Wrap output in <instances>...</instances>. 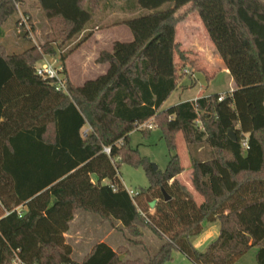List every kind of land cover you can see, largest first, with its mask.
I'll list each match as a JSON object with an SVG mask.
<instances>
[{
    "label": "trees",
    "instance_id": "1",
    "mask_svg": "<svg viewBox=\"0 0 264 264\" xmlns=\"http://www.w3.org/2000/svg\"><path fill=\"white\" fill-rule=\"evenodd\" d=\"M23 1L0 0V30ZM38 1L48 19L64 24L66 39L85 30L101 7L100 0ZM121 10L134 14L116 23L126 25L133 40L101 52L97 62L109 65L104 74L81 86L68 77L70 95L36 73L44 55L57 52L53 44L14 52L0 45V264H13L15 254L28 264H169L176 252L193 264H234L255 246L257 264H264V0H136ZM193 12L236 87L222 101L214 93L164 108L186 75L189 58L176 35ZM15 24L18 30L17 17ZM19 36L30 39L25 29ZM73 50L60 53L65 68ZM152 119L171 151L178 133L190 149H214L207 159L191 151L192 182L202 203L178 178L184 171L179 154L162 172L129 146L130 133ZM246 135L247 150L241 144ZM121 162L146 167L150 185L135 197L124 187ZM79 210L115 225L147 256L123 258L120 252L130 253L126 246L99 242L75 260L65 233ZM205 222H218L219 236L199 250L193 238ZM143 228L162 240L155 253Z\"/></svg>",
    "mask_w": 264,
    "mask_h": 264
},
{
    "label": "rangeland",
    "instance_id": "2",
    "mask_svg": "<svg viewBox=\"0 0 264 264\" xmlns=\"http://www.w3.org/2000/svg\"><path fill=\"white\" fill-rule=\"evenodd\" d=\"M101 8L96 10L94 14V18L89 24L86 26L85 30H83L77 36L66 39L62 34V29L64 24L60 20H50L47 18L46 14L42 11L39 6L38 0H24L21 4L22 11L27 10L29 12V25L32 31L33 36H29L30 39L22 38L19 36V32L17 30L15 21L16 17L19 18V14L17 16L11 17L1 28L0 30V45L5 46L9 52L21 51L24 47L28 46L31 43L43 44L49 42L55 46L56 53L51 56L56 59H60V53L68 51L72 49H79V51L72 56V65L76 66L78 72L81 74V77L87 78H95L97 76V45H96V36L94 35L97 32V26H99L100 30H105L112 26H117L113 28L112 31L108 32V36L114 37L121 34V36H125V32H128L124 25H114L118 22L117 19H121L124 16L121 11L122 5H129L136 0H100ZM112 3L115 7L111 9L113 15L111 18H104V13L109 8L108 4ZM169 5L166 4L163 8H167ZM140 11L146 12V9H141ZM128 17L134 16V14L129 13ZM195 16H199L198 13H194L187 19L185 22H181L178 27V33L180 42L185 46L186 53L189 57V61L185 64L186 67L183 70V73L188 75V77L184 78V82L191 83L192 81H196L195 79H191L189 76H192L195 73V70L202 69L205 71L207 79L210 81L211 77L217 75L219 68L218 64V54L216 52L211 53L208 48V39L205 36V32L203 31L202 24L198 18ZM191 18V19H190ZM118 29V31H117ZM194 29V33L191 30ZM119 33V34H118ZM116 38V37H114ZM120 38V37H118ZM127 40V39H120ZM198 45H200V51L204 54V60L210 62L211 67L204 66V64L195 66L191 65L189 62L193 59H198L201 61L202 59L197 58L201 56L199 50L197 51ZM179 59V58H178ZM84 61H86V69L84 68ZM180 65L182 61L180 60ZM67 69V68H66ZM206 77L202 73H198L197 85H194L189 90H187L181 97L179 95L178 90L174 91L169 100L165 103L164 108L169 107L175 103H178L180 98H192L197 95V93L204 91L206 88ZM232 76L222 77V80L217 81L216 83H221L223 85L216 88L217 91L222 92L224 90L230 89V83H232ZM81 80V79H80ZM234 81V80H233ZM215 82V81H214ZM212 83V82H211ZM74 85H81L83 83H73ZM206 91V90H205ZM208 92V91H207ZM206 92V94H207ZM147 123H153L154 129L149 131L148 133L143 132L142 130L136 128L130 133L129 146L137 151L139 157L146 159L151 162V164H156L158 166V170L165 171L171 155L179 154L182 165L184 166V171L179 175V180L186 185V187L191 191L194 198L198 203H202L204 201V197L195 189L192 182V161H191V151L195 156H198L200 159H207L212 156V149L208 144L197 145L196 147H192L190 149L184 139L182 133L177 134L176 142L177 148L171 151L168 147V143L166 138L164 137V133L161 128H159L158 123L155 119L148 121ZM86 132V130L84 131ZM120 177L124 183V185L133 190L134 192H138L139 190L146 189L150 185V179L146 171V167L143 163L140 164H132L128 162L120 163ZM148 201L150 205L153 207V200L148 197ZM92 217L88 221L89 228H92L93 231L84 233L83 231L78 232L77 226L70 232V236L68 237V241L73 248V258L77 261H82L85 256L92 250L93 246L104 238L103 233L101 232L103 229L107 232L109 228H115V225L110 224L109 226H105L104 228H97V219L101 216L91 214ZM118 223V222H116ZM119 231V229L115 228ZM143 239L147 246L151 247L152 252L155 253L162 240L150 229L143 228ZM203 233V232H202ZM201 233V234H202ZM193 238V240L198 239L199 236ZM125 240L128 239L126 235H124ZM124 239H115V246L119 243L124 242ZM118 248V247H117ZM130 253L127 255L126 253L120 252L122 257H128L131 259L137 257H146L147 253L143 250L141 246H135L130 244L127 247ZM256 247L251 248L242 258H240L237 264H255V251ZM88 252V253H87ZM87 253V254H86ZM169 264H192L182 253L176 252L174 254V259Z\"/></svg>",
    "mask_w": 264,
    "mask_h": 264
},
{
    "label": "crops",
    "instance_id": "3",
    "mask_svg": "<svg viewBox=\"0 0 264 264\" xmlns=\"http://www.w3.org/2000/svg\"><path fill=\"white\" fill-rule=\"evenodd\" d=\"M108 6H109V8L106 10V12L104 13V18H107V19H109V18H111L110 16H112L113 14V12L112 11H110L111 9H114L115 7L113 6V4L112 3H110V4H108ZM190 7V5H187L186 7H184L181 11H180V13H182V12H184V11H186L188 8ZM101 8V7H100ZM122 12H123V14H124V16L123 17H121V19H117L118 21L119 20H123V19H125V18H127L128 16V12H124L123 10H121ZM194 13H198V12H193V13H191L187 18H186V20L185 21H187V19H189V17L191 16V15H193ZM199 14V13H198ZM195 18H198L199 20H200V22H201V24H202V27H203V31L205 32V36H206V38L208 39V48H209V51L211 52V53H213V50H214V52H216V54H218V64H219V68L217 69V71H218V73H217V75H215V76H213V77H211V80L209 81L208 79H207V77H206V74H205V71L204 70H200V69H197V71L195 70V73H193V75L192 76H189L192 80L193 79H195L196 81H192L191 83H186V82H184V78L185 77H188V75H185L183 78H181V80L179 81V86H178V88L175 90V91H177L178 90V92H179V95H180V97L187 91V90H189L191 87H193L194 85H197L198 83H197V81H198V78H197V75H198V73H202L205 77H206V79H207V83H206V88H205V90L204 91H201V92H199V93H197V95L196 96H194V97H192V98H184V99H182V98H180V100L178 101V103H175V104H173V105H177V104H179V103H181V102H183V101H187V100H195V99H197V98H200V97H203V96H210V95H212V94H214V93H219V94H223V93H226V92H228V91H232V90H234L235 89V87H236V83H235V81H233L234 79H233V77H231L232 79V83H230V89L228 90H224V91H222V92H219V91H217L216 90V88H218L219 86H222L223 85V83H222V81H220L221 83H216V80L217 81H219V80H222V77H229V75H231L230 74V72H229V70H228V68H227V66H226V64H225V62H224V60L222 59V57L220 56V54L218 53V51H217V49H216V46L214 45V43H213V41L211 40V38H210V35H209V33H208V31H207V29H206V27H205V25H204V23H203V21H202V19H201V17H200V15L199 16H195ZM191 19V18H190ZM185 21H183V22H185ZM182 22V23H183ZM117 23V22H116ZM181 23V24H182ZM114 25H116V24H114ZM120 25H124V24H120ZM180 25V24H179ZM179 25H178V27H179ZM115 27H117V26H112V27H110V28H107V29H105V30H100V28H99V26H97V32H95L94 33V35L96 36V45H97V56H96V59H98V57L100 56V54H101V52L102 51H112V49H113V44H114V42L115 41H131V40H133V34H132V32H131V30L126 26V25H124V27H126V29L125 30H127L128 32L126 33V31H124L125 32V36L123 37V36H121V34L120 35H118V36H114V37H116V38H114V37H111V36H108L107 34H108V32H110V31H112L113 30V28H115ZM178 27H177V35H176V41L178 42V43H180L181 44V42H180V39H178V37H179V33H178ZM116 29V28H115ZM194 29H192L191 30V32H193L194 33V31H193ZM117 31H118V29H117ZM119 34V33H118ZM118 37H120V38H118ZM127 39V40H120V39ZM81 48L82 47H80V48H77V49H75V50H73V52H71L70 53V55H69V57L67 58V60H66V68H67V74H68V77L70 78V80L73 82V83H85L87 80H89V79H94V78H87V77H84V78H82L81 77V74L78 72V69L76 68V66H73L72 65V56L73 55H75L78 51H79V49L81 50ZM185 48V46L184 45H182L181 44V50L182 51H185L186 52V50L184 49ZM201 47H200V45H198V48H197V51L199 50V52L201 53V56L200 57H197V58H200V59H202L201 61H198V59H193V60H191V61H195L196 62V65L195 66H200V65H198V64H204V66H207V67H211L212 65H210L211 63L210 62H208V61H205L204 60V54H203V52L202 51H200L201 49H200ZM7 51H9V49L7 50ZM186 55H187V53H186ZM187 57H188V55H187ZM179 58V59H178ZM189 58V57H188ZM180 56L178 55V54H176V62L177 63H179L180 62ZM190 60V59H189ZM84 68L86 69V61H84ZM108 68H109V65H108V63H99V62H97V76L96 77H98V76H100V75H102V74H104L107 70H108ZM87 70V69H86ZM95 77V78H96ZM81 79V80H80ZM215 81V82H214ZM212 82V83H211ZM83 84H81V85H83ZM81 85H78V86H81ZM208 91V92H207ZM206 92H207V94H206ZM174 93V92H173ZM172 93V94H173ZM172 96V95H171ZM170 96V97H171ZM169 100V99H168ZM167 100V101H168ZM166 101V102H167ZM165 102V103H166ZM165 105V104H164ZM173 105H170V106H173ZM169 106V107H170ZM164 107V106H163ZM166 108H168V107H166ZM89 126H85L84 128H83V133H86V132H84L85 130L86 131H88L89 130ZM179 178V177H178ZM93 180L95 181L96 180V176H94L93 177ZM107 181H104V183H106ZM23 207V206H22ZM8 212H6V214H7ZM91 214H93V213H88V212H84V211H82V210H79V211H77L76 213H75V215H74V218H73V220L71 221V223H70V229H69V231L67 232V233H65V237H66V241H67V243H69V241H68V237L70 236L69 234H70V232L72 231V230H74V228L77 226V230H78V232H81V231H83L84 233H86V232H91V231H93V229L92 228H89V226H88V221H89V219L90 218H96V217H92L91 216ZM95 215H97V214H95ZM110 224H109V222H106V221H104L101 217L100 218H98L97 219V228H104L105 226H109ZM117 225L118 226H121V223L120 222H118L117 223ZM219 231H220V226H219V223L218 222H213V223H211V222H205V224H204V230H203V233L201 234V236H199L198 237V239L196 240V238H195V240H193V244H194V246L197 248V249H199V250H205L206 249V247L214 240V239H216L218 236H219ZM102 233H103V235H104V238H101V240L99 241V242H106L107 244H109L113 249H117V247H119V246H126V247H129L130 246V242L128 241V239L127 240H125L126 238L124 237V233L122 232V231H118V230H116L115 228H109V231L107 232L106 230H102L101 231ZM119 238H121V239H124L125 241L124 242H122V243H119V244H117L116 246H115V244H116V242H115V239H119ZM99 242H97V243H99ZM70 244V243H69ZM71 245V244H70ZM197 245H199L198 247H197ZM160 247V246H159ZM256 248H257V250L255 251V264H257V260H256V254H257V251H258V246H255ZM74 253V252H73ZM88 253V252H87ZM86 253V254H87ZM73 256V255H72ZM185 256V255H184ZM186 257V256H185ZM243 257V256H242ZM241 257V258H242ZM123 258H126V257H124L123 256ZM187 258V257H186ZM188 259V258H187ZM189 260V259H188ZM239 260V259H238ZM236 261L234 264H237L239 261ZM192 264H193V262L191 261V260H189Z\"/></svg>",
    "mask_w": 264,
    "mask_h": 264
},
{
    "label": "built area",
    "instance_id": "4",
    "mask_svg": "<svg viewBox=\"0 0 264 264\" xmlns=\"http://www.w3.org/2000/svg\"><path fill=\"white\" fill-rule=\"evenodd\" d=\"M17 8H18V13H19L18 32H22L25 29V31L28 33V36H33L29 22H28L29 21L28 15H26L22 11L21 5L19 3L17 4ZM35 67H36V73L38 76H40L41 78L45 80L50 81L57 91L70 95L67 69L65 68L63 62L60 59H56L51 56L48 57L47 55H44L43 59L39 61ZM224 98H225V93L220 94V96L218 97V100L222 101ZM137 128L153 129L154 125L153 123H141V124H138ZM241 144L244 149L246 150L249 149L250 146H249L248 135L244 136L241 139ZM104 152L110 155L111 147L105 146ZM124 187L126 188V190L129 192V194L132 197H135L136 194L138 193V192H134L131 189H128L125 185ZM0 204H1V201H0ZM22 208H23L22 206H18L16 208L19 215L22 214ZM13 264H28V263L23 261L18 254H15V257L13 259Z\"/></svg>",
    "mask_w": 264,
    "mask_h": 264
},
{
    "label": "water",
    "instance_id": "5",
    "mask_svg": "<svg viewBox=\"0 0 264 264\" xmlns=\"http://www.w3.org/2000/svg\"><path fill=\"white\" fill-rule=\"evenodd\" d=\"M229 137L234 141L237 140L236 133L233 130H230ZM153 167H154V170H158V166L156 164H153ZM164 194H165L166 199H170V196L168 195L166 191H164ZM152 205L153 207L155 206V201H153Z\"/></svg>",
    "mask_w": 264,
    "mask_h": 264
},
{
    "label": "clouds",
    "instance_id": "6",
    "mask_svg": "<svg viewBox=\"0 0 264 264\" xmlns=\"http://www.w3.org/2000/svg\"><path fill=\"white\" fill-rule=\"evenodd\" d=\"M199 245H197V247H198Z\"/></svg>",
    "mask_w": 264,
    "mask_h": 264
}]
</instances>
